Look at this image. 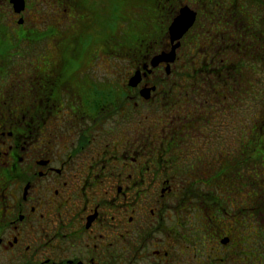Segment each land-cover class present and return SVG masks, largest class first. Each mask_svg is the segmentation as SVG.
Returning <instances> with one entry per match:
<instances>
[{"label": "flooded vegetation", "instance_id": "obj_1", "mask_svg": "<svg viewBox=\"0 0 264 264\" xmlns=\"http://www.w3.org/2000/svg\"><path fill=\"white\" fill-rule=\"evenodd\" d=\"M87 6L0 26V264H264V0H149L133 45Z\"/></svg>", "mask_w": 264, "mask_h": 264}, {"label": "rangeland", "instance_id": "obj_2", "mask_svg": "<svg viewBox=\"0 0 264 264\" xmlns=\"http://www.w3.org/2000/svg\"><path fill=\"white\" fill-rule=\"evenodd\" d=\"M33 1V0H26V2ZM105 0H80L82 5L87 6L89 5L92 9V11H96L98 14L97 17L93 18L95 21V26L93 28V32L96 34L103 32L102 27L100 26L99 22L104 21L107 19L109 23L108 32L111 35L112 38H117L118 35H122L123 30L126 33V39L128 44L130 43L133 45V30L135 28V25L137 23V16H145L146 13L142 10V7L147 6V2L149 3V0H116L117 2L110 3V0H107L109 3V7H105L107 9L102 10V3H104ZM33 6V5H32ZM88 7V6H87ZM114 8V12H113ZM45 10L43 6L40 8V12H43ZM87 10V9H85ZM104 12V13H103ZM11 7L9 6V3L7 0H0V26H15L16 20L11 19ZM106 13V14H105ZM39 14L32 15L30 18H33L31 21H37V19H40V17H43ZM148 15L150 16V12H148ZM121 20H124V24L121 26ZM51 19L48 22H44L41 26L46 27L47 25H50ZM98 23V24H97ZM139 26L142 24V22L138 23ZM121 29V30H120ZM96 31V32H95ZM51 34L50 31H47V36ZM258 105H255L257 108ZM263 117L262 112L255 113V121L256 123L259 122L260 118ZM264 127V126H263ZM260 132L258 131L256 133L255 130V157L257 161H259V164L262 168H264V151L260 150L263 149L259 146L260 143H257L260 140H264V137L259 135ZM255 234L256 235H264V226H256L255 228Z\"/></svg>", "mask_w": 264, "mask_h": 264}, {"label": "water", "instance_id": "obj_3", "mask_svg": "<svg viewBox=\"0 0 264 264\" xmlns=\"http://www.w3.org/2000/svg\"><path fill=\"white\" fill-rule=\"evenodd\" d=\"M9 3L12 6V10L15 13H20L25 9V0H9ZM191 21V16L185 10L181 11V14L171 23L169 27V34L171 37V41L179 39L184 33L187 23ZM22 23V19L18 20V24ZM177 47V44L172 48L170 53H162L152 59V65L155 66L158 62L163 61L165 59L173 60L174 59V51ZM138 81V73L134 74V76L130 79V84L135 85Z\"/></svg>", "mask_w": 264, "mask_h": 264}, {"label": "trees", "instance_id": "obj_4", "mask_svg": "<svg viewBox=\"0 0 264 264\" xmlns=\"http://www.w3.org/2000/svg\"><path fill=\"white\" fill-rule=\"evenodd\" d=\"M109 2H110V3H113V2L115 3V2H117V1H116V0H110ZM104 3H105V4L102 3V5H101L102 10H105L104 8H105L106 5L108 4V1H107V2L104 1ZM113 12H114V8H113ZM263 122H264V121H263V117H261L260 120H259V122H258V123H259V127L256 128V133L259 131V132H260L259 135H261V136L264 137V127H263L264 124H263Z\"/></svg>", "mask_w": 264, "mask_h": 264}, {"label": "snow or ice", "instance_id": "obj_5", "mask_svg": "<svg viewBox=\"0 0 264 264\" xmlns=\"http://www.w3.org/2000/svg\"><path fill=\"white\" fill-rule=\"evenodd\" d=\"M105 2H107V0H105Z\"/></svg>", "mask_w": 264, "mask_h": 264}]
</instances>
